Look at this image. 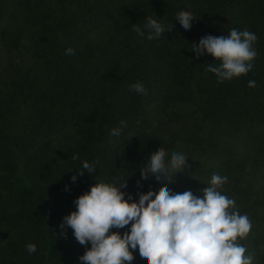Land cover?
<instances>
[{
	"label": "trees",
	"instance_id": "16d2710c",
	"mask_svg": "<svg viewBox=\"0 0 264 264\" xmlns=\"http://www.w3.org/2000/svg\"><path fill=\"white\" fill-rule=\"evenodd\" d=\"M181 10L196 18L189 30L175 21ZM149 16L173 31L138 36L132 25ZM232 28L256 34L258 55L246 75L218 83L207 67L220 61L195 58L192 43ZM136 82L147 94L129 90ZM121 120L127 127L111 136ZM159 147L191 165L168 185L173 192L201 195L213 173L228 177L224 194L253 225L243 243L258 252L264 0H0V264H81L86 248L70 228L59 236L62 217L100 180L128 178L124 191L138 200L139 171ZM85 160L96 173L72 184ZM141 183L143 192L163 186L151 177ZM29 243L37 246L31 255ZM133 254L132 264H145L138 249Z\"/></svg>",
	"mask_w": 264,
	"mask_h": 264
},
{
	"label": "clouds",
	"instance_id": "9594fccd",
	"mask_svg": "<svg viewBox=\"0 0 264 264\" xmlns=\"http://www.w3.org/2000/svg\"><path fill=\"white\" fill-rule=\"evenodd\" d=\"M194 19L191 11L184 10L175 17L185 30L191 28ZM173 29L174 24L165 26L151 16L142 27L132 25L138 36L149 41ZM257 39L247 29L232 28L226 36L206 35L198 44L193 42L192 53L195 58L208 54L220 61L217 65L209 64L207 71L215 74L218 83H223L252 70V62L258 55L254 47ZM65 54L74 55L75 49L68 48ZM247 86L254 88L256 83L249 80ZM129 90L147 94L141 82L129 85ZM126 127L127 122L121 120L110 135L119 137ZM187 160L179 152L169 156L162 147L151 152L139 171L140 180L136 181L138 200L124 191L128 178L115 177L111 182L95 180L89 191L73 201L76 210L62 217L59 236L67 238V230H72L75 240L86 248L79 257L81 264H132L137 249L145 264H259L264 245L257 252L249 251L243 243L253 225L247 214L240 213L236 201L224 194L228 177L213 173L207 187L200 190L201 195H194L191 190L173 192L168 187L175 182L177 173L191 168ZM85 172L93 177L96 163L83 161L82 170H77L70 182L75 184ZM150 177L163 186L139 191L143 187L141 181ZM65 191H70L67 185ZM121 229H125L123 234ZM26 251L31 255L37 246L29 243Z\"/></svg>",
	"mask_w": 264,
	"mask_h": 264
}]
</instances>
